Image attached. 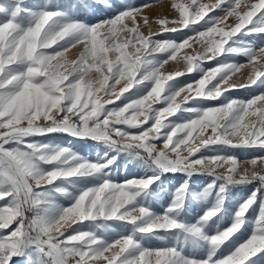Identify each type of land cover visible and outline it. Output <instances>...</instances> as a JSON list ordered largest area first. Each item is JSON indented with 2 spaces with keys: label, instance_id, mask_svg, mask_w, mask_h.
<instances>
[{
  "label": "snow or ice",
  "instance_id": "6c2138e0",
  "mask_svg": "<svg viewBox=\"0 0 264 264\" xmlns=\"http://www.w3.org/2000/svg\"><path fill=\"white\" fill-rule=\"evenodd\" d=\"M150 7L0 0V264H264V156L229 154L264 151V92L226 95L264 88V43L249 42L264 36V0H170L171 19ZM169 61L186 67L162 71ZM121 165L144 174L116 181ZM169 174L183 179L166 187Z\"/></svg>",
  "mask_w": 264,
  "mask_h": 264
},
{
  "label": "rangeland",
  "instance_id": "374dc122",
  "mask_svg": "<svg viewBox=\"0 0 264 264\" xmlns=\"http://www.w3.org/2000/svg\"><path fill=\"white\" fill-rule=\"evenodd\" d=\"M29 3H33L34 0H28ZM43 2H48V0H43ZM52 2H56V0H52ZM129 4H133L135 6H141L144 4H150L151 7L148 9H145V13L149 16L150 19H153L157 16L163 17V16H168L170 19L174 18L176 16V13L171 9L170 7V0H161V2H157V0H127ZM185 2H188V0H185ZM203 2L207 3L208 0H203ZM212 2H215V0H212ZM210 15L214 16H221L223 15L222 12L219 10H216L213 13H210ZM229 23H234V21H229ZM172 25H170L171 27ZM155 28H158V26H154ZM147 30L145 29V32ZM193 33L187 29L182 30L181 32L178 33H167L164 34V37L166 38H172L176 40H180L184 38L185 36H192ZM251 44L253 45H260L261 43H264V36H257L254 35L251 37L250 41ZM79 48L82 50L83 46L82 45H77ZM76 46V47H77ZM195 50V51H194ZM200 51L199 45L193 44V48H186L183 50L182 54L187 53V54H192L194 55L195 52ZM76 58V57H75ZM229 62L237 63V64H244L246 63V58L242 56H235L230 59ZM215 66V62L211 63H205L204 67H213ZM186 67V65L181 61L180 63H177L175 61H169L167 65L162 69L164 72H172L176 70H183ZM248 69V68H245ZM243 71V69H242ZM199 79V74L198 73H193L191 75H185L183 77L179 78V81L181 84H187V83H192L193 81ZM232 82L233 83H241L243 82L240 79V74H237L236 76L232 77ZM261 92H264V88H258L253 86L252 88H247V89H237V90H232L226 95L236 98V99H250L251 97L260 94ZM183 95V94H182ZM182 98V97H181ZM181 98H178V102ZM211 103H217V102H211ZM117 104H119V101H117ZM185 116L189 115L187 113L184 114ZM171 120H176L177 117H170ZM195 135V134H194ZM52 141L55 143H60V144H70L72 147H74L77 151L81 152L84 154L86 157L95 159L97 157V151L92 144V142H89L88 144H83L80 142L73 141L72 138L70 137H65L62 135H54L52 137ZM198 142V141H197ZM159 145V142H157ZM206 154H211V153H206ZM229 154H234L238 157L241 158V160L245 158H251L254 156H264V151H261L259 149H251V150H231ZM187 155V153H185ZM199 155V154H197ZM144 170L139 169V168H130L127 171L125 170L124 166L121 165L119 169H114L113 170V179L116 181H122L125 178H131L133 175H143ZM183 177H181L179 174L176 176H172L171 174L168 175L167 179L165 180V186L170 187V186H175ZM210 177H202V176H194L192 178V183L194 186L197 188L201 187L205 182H210ZM255 187H258V185L253 184V185H245V186H240L234 191L236 192V198H240L242 196L248 195L252 190H254ZM59 203L62 205L67 206L68 201L64 198H59L58 200ZM167 202V197L165 198V201ZM155 211H161L162 208V203L157 202L153 206ZM191 218V217H189ZM15 225H12L8 230H4L5 232L10 231L11 228H14ZM119 231V229L117 230ZM116 233H112L109 238H115ZM243 239V237H241ZM146 246L148 247H162L164 246L163 242L160 241H151V242H146ZM223 254H227V250L225 249ZM256 259V258H254Z\"/></svg>",
  "mask_w": 264,
  "mask_h": 264
},
{
  "label": "bare ground",
  "instance_id": "6f19581e",
  "mask_svg": "<svg viewBox=\"0 0 264 264\" xmlns=\"http://www.w3.org/2000/svg\"><path fill=\"white\" fill-rule=\"evenodd\" d=\"M82 50L79 48V46H77V47H75V48H73V49H71V51L70 52H68V57L70 58V59H74L80 52H81ZM248 71H249V69H243V74L246 76L247 75V73H248Z\"/></svg>",
  "mask_w": 264,
  "mask_h": 264
}]
</instances>
